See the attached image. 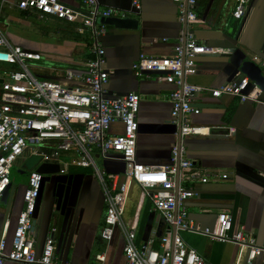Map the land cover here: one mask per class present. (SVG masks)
<instances>
[{"label": "crops", "instance_id": "crops-1", "mask_svg": "<svg viewBox=\"0 0 264 264\" xmlns=\"http://www.w3.org/2000/svg\"><path fill=\"white\" fill-rule=\"evenodd\" d=\"M19 1L0 0L5 36L12 45L42 55L33 70L35 75L63 82L65 69L82 68L91 58L89 36L75 33L72 24L42 17L34 11H21L16 7ZM58 2L85 10L78 0ZM220 3L221 0L198 2L197 15L202 23L195 25V35L217 53L198 57L196 74L186 80L192 85L213 89L236 82L243 77L239 69L246 61L258 65L264 75L261 66L264 63V0H254L249 13L241 20L232 17L235 0H225L213 25ZM98 7L113 10L110 18L137 22L136 29L106 25V34L99 39L109 72L104 87L106 97L113 99L131 92L141 97L136 159L147 166L170 165L178 127L171 121L167 97L174 86L159 81L154 72L136 77L132 65L141 54L172 55L182 29L177 21V7L173 0H138L137 7L132 0H98ZM9 69V65L0 63V71ZM260 99L263 103L256 104L240 103L228 96L219 99L207 94L196 96L193 102L196 111L191 121L196 126L209 128L210 134L181 140L187 158L197 167L229 175L225 181L193 185L196 195L185 204L190 223L200 229H214L218 215L225 213L232 221L231 233L243 228L264 247L263 93ZM109 133L121 134L122 125L112 124ZM93 159L95 163L96 159L100 160L107 174L118 177L117 191L127 192L122 221L127 229L135 231L136 244L139 246L154 238L155 247H159V238L166 233L167 227L153 211L149 195L125 177V165L119 159L103 160L96 153ZM43 183L33 216L37 254L41 253L49 231L54 229L56 256L62 263L126 264L122 232L115 229L109 242L100 237L105 215L104 196L91 169L71 167ZM15 190L12 189L6 205L0 203V238L5 233L8 249L23 208L24 187L20 198L15 196ZM180 236L186 246L208 264H234L236 260L237 247L233 244L211 241L189 232H180ZM102 254L104 261L101 262L97 256ZM4 264L22 263L7 261ZM252 264L263 263L256 259Z\"/></svg>", "mask_w": 264, "mask_h": 264}, {"label": "built area", "instance_id": "built-area-1", "mask_svg": "<svg viewBox=\"0 0 264 264\" xmlns=\"http://www.w3.org/2000/svg\"><path fill=\"white\" fill-rule=\"evenodd\" d=\"M78 1L85 10L73 9L58 0H20L16 3L21 11H34L42 17L72 24L75 33L89 36L91 58L82 68L65 69L63 82L34 74L42 55L12 45L4 34L0 16V63L11 67L0 74V200L11 183V170L15 163L30 155H40L41 163H56L61 171H68L71 167L91 169L104 196L105 215L100 237L109 242L115 229L122 232L126 264H208L195 250L186 246L180 232L233 244L237 247L234 264H252L256 259L264 264V247L258 245L255 236L243 228L231 233L232 221L228 214L218 215L214 229H200L188 219L185 204L196 195L193 185L228 180V173L197 167L187 158L183 143L172 148L170 165L153 167L137 161V114L141 97L131 92L109 99L104 89L109 72L99 39L107 31L102 20L110 18L114 11L100 9L98 0ZM198 2L173 0L182 29L171 56L141 54L132 65L136 77L144 72H154L158 74L159 81L174 86L167 101L171 108V121L179 126L182 139L210 134L209 128L196 126L191 121L196 111L193 102L200 94L213 99L228 96L240 103H263L260 99L262 91L245 76L213 89L186 81L196 74L198 57L217 53L215 48L207 46L195 35V25L202 23L197 15ZM249 2L235 0L232 11L235 20L245 17ZM132 4L137 7L138 0H132ZM261 66L264 67V63ZM114 123L122 125L121 134L109 133V127ZM95 153L103 160L122 161L125 177L149 195L153 211L159 214L167 227L166 233L159 238V247H155L154 238H149L142 245L136 244L135 231L127 229L122 221L127 192L117 191L116 175L98 168L93 159ZM63 157L68 160H61ZM177 159L180 172L176 191ZM42 180L43 176L35 169L29 172L23 208L17 217L9 249L5 233L0 238V264L7 261L69 264L60 262L56 256L54 229L45 238L41 253L38 255L35 250L31 227ZM97 258L104 261L103 254Z\"/></svg>", "mask_w": 264, "mask_h": 264}, {"label": "water", "instance_id": "water-1", "mask_svg": "<svg viewBox=\"0 0 264 264\" xmlns=\"http://www.w3.org/2000/svg\"><path fill=\"white\" fill-rule=\"evenodd\" d=\"M224 3H225V0H221V3H220V5L216 11V15L214 18L213 25L215 24L218 17L220 16ZM253 3H254V0H251L249 2V6L247 8L246 15L249 13ZM102 22L105 25H113L117 28H127V29H136L137 28V22L134 20H131V19L105 18L102 20ZM242 26H243V24H242ZM242 26H241V28H242ZM183 28H185V27L183 26ZM239 71H240L242 76L247 77L252 83L256 84L260 88L262 93L264 94V75H263L262 70L260 69V67L258 65H256L255 63H253L251 61H246V62L242 63ZM181 143H182V140H181V136L179 133V126H178L177 144L176 145L179 146ZM21 160L23 163V169L28 172L27 180L21 182L19 180L18 176H15L13 178V181H11L10 185L6 188V190L3 192V195L1 197L0 203H2L4 205H6L8 199H9V196L12 192V189L14 188L13 186H16V185L22 186L24 184H27L30 171L35 169L38 173H40L43 176L44 181H48L49 178H51V176L59 174L61 172L60 166L56 163H41L42 157L40 155H30L29 157L23 158ZM179 172H180L179 159H177V161H176V176H175L176 191L178 188ZM34 226H35V221L33 220L31 231L34 230ZM172 230H174L173 227H172Z\"/></svg>", "mask_w": 264, "mask_h": 264}, {"label": "rangeland", "instance_id": "rangeland-1", "mask_svg": "<svg viewBox=\"0 0 264 264\" xmlns=\"http://www.w3.org/2000/svg\"><path fill=\"white\" fill-rule=\"evenodd\" d=\"M44 59V58H43ZM0 74H1V71H0ZM37 77H40V76H38V75H36ZM42 78V77H41ZM61 160H68L67 159V157H63ZM96 164H97V166H98V168L99 169H101V170H103L102 169V165H101V162H100V160L99 159H96ZM103 171H105V170H103ZM106 172V171H105ZM27 175H28V172L27 171H25L24 169H23V163H22V160L21 159H19L16 163H15V165H14V167L12 168V170H11V181H13V178L15 177V176H18L19 177V180L22 182V181H25V180H27ZM14 188H16V190L14 189ZM14 188H13V191L15 190L16 192H15V196L17 197L18 196V198H20V196H21V194H22V191H23V186H14Z\"/></svg>", "mask_w": 264, "mask_h": 264}, {"label": "flooded vegetation", "instance_id": "flooded-vegetation-1", "mask_svg": "<svg viewBox=\"0 0 264 264\" xmlns=\"http://www.w3.org/2000/svg\"><path fill=\"white\" fill-rule=\"evenodd\" d=\"M43 182H44V180H42V184H44ZM26 185H27V184L22 185V186L24 187V189H25Z\"/></svg>", "mask_w": 264, "mask_h": 264}, {"label": "trees", "instance_id": "trees-1", "mask_svg": "<svg viewBox=\"0 0 264 264\" xmlns=\"http://www.w3.org/2000/svg\"><path fill=\"white\" fill-rule=\"evenodd\" d=\"M218 2H219V0H218ZM218 4V3H217ZM211 17H212V15H211Z\"/></svg>", "mask_w": 264, "mask_h": 264}]
</instances>
